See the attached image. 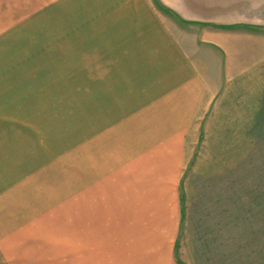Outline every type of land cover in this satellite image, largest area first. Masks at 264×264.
Instances as JSON below:
<instances>
[{"label":"rangeland","instance_id":"rangeland-1","mask_svg":"<svg viewBox=\"0 0 264 264\" xmlns=\"http://www.w3.org/2000/svg\"><path fill=\"white\" fill-rule=\"evenodd\" d=\"M152 1L0 0V264H264V0Z\"/></svg>","mask_w":264,"mask_h":264},{"label":"crops","instance_id":"crops-1","mask_svg":"<svg viewBox=\"0 0 264 264\" xmlns=\"http://www.w3.org/2000/svg\"><path fill=\"white\" fill-rule=\"evenodd\" d=\"M100 7L99 13H111L117 15V21L119 29H130V30H152L158 31V36L162 39L168 40V30L173 27L177 29V21L174 18L177 17L180 22L184 19L178 14L176 9L169 7L167 3H164L162 7L157 6L152 0H99ZM116 21V22H117ZM171 24V26L169 24ZM175 24V25H174ZM163 31V32H162ZM167 33V34H166ZM166 35V36H165ZM212 47H219L221 43L218 41H211ZM226 54V53H225ZM221 61H224V68H219V73H208L205 74L201 71H193L192 76L184 80V85L194 86L195 92L198 87L207 86V91L211 96L208 102L212 103L217 98L218 94L223 91L228 92L229 84L241 85L242 79L237 80V76L231 75V71L227 69V57H224ZM235 71V70H234ZM223 92V93H224ZM212 95L214 97L212 98Z\"/></svg>","mask_w":264,"mask_h":264}]
</instances>
